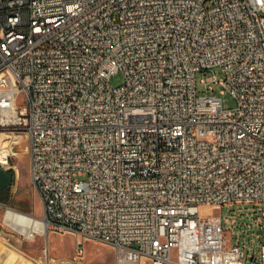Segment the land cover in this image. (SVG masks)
<instances>
[{
  "label": "built area",
  "instance_id": "obj_1",
  "mask_svg": "<svg viewBox=\"0 0 264 264\" xmlns=\"http://www.w3.org/2000/svg\"><path fill=\"white\" fill-rule=\"evenodd\" d=\"M206 72L234 108L197 96ZM22 140L41 219L114 264H246L201 208L264 204V0H0L12 178Z\"/></svg>",
  "mask_w": 264,
  "mask_h": 264
},
{
  "label": "rangeland",
  "instance_id": "obj_2",
  "mask_svg": "<svg viewBox=\"0 0 264 264\" xmlns=\"http://www.w3.org/2000/svg\"><path fill=\"white\" fill-rule=\"evenodd\" d=\"M214 72L216 79H220L222 75L219 69H214ZM209 75V72L205 75L197 73V96L211 95L221 100L224 109L234 108V99L227 92L221 93V86L200 81ZM121 83L120 73L110 77L112 86ZM209 86L212 90L207 89ZM18 100V105H25L20 97ZM26 146V140H22L18 145L16 177L12 178L6 190L0 192V264H55L53 260L57 261L56 264H62L61 260L73 261L75 264H111L113 252L102 242L83 239L50 225L45 233L26 238L3 222L7 209L32 217H42V204L30 180ZM201 213L208 217L220 216L227 241L238 244L244 251L246 264H257L250 261V256H257L264 245V204L235 202L223 206L202 207ZM77 242L83 246L81 262H76L73 257ZM102 261L105 262L100 263Z\"/></svg>",
  "mask_w": 264,
  "mask_h": 264
},
{
  "label": "bare ground",
  "instance_id": "obj_3",
  "mask_svg": "<svg viewBox=\"0 0 264 264\" xmlns=\"http://www.w3.org/2000/svg\"><path fill=\"white\" fill-rule=\"evenodd\" d=\"M5 213L3 222L26 238H32L35 234L46 232L48 225L41 218L32 217L12 209H7Z\"/></svg>",
  "mask_w": 264,
  "mask_h": 264
},
{
  "label": "water",
  "instance_id": "obj_4",
  "mask_svg": "<svg viewBox=\"0 0 264 264\" xmlns=\"http://www.w3.org/2000/svg\"><path fill=\"white\" fill-rule=\"evenodd\" d=\"M12 176L9 172L0 169V192L9 186Z\"/></svg>",
  "mask_w": 264,
  "mask_h": 264
},
{
  "label": "crops",
  "instance_id": "obj_5",
  "mask_svg": "<svg viewBox=\"0 0 264 264\" xmlns=\"http://www.w3.org/2000/svg\"><path fill=\"white\" fill-rule=\"evenodd\" d=\"M53 262L56 264V262L57 261H55V260H53ZM76 262H81V260H78V261H76ZM103 262H105V261H102V262H100V263H103ZM60 263H64V264H75V262H73V261H66V260H61V262ZM111 264H114V256H113V259H112V261L110 262ZM78 264H80V263H78ZM138 264H147L144 260H141V261H139L138 262Z\"/></svg>",
  "mask_w": 264,
  "mask_h": 264
},
{
  "label": "flooded vegetation",
  "instance_id": "obj_6",
  "mask_svg": "<svg viewBox=\"0 0 264 264\" xmlns=\"http://www.w3.org/2000/svg\"><path fill=\"white\" fill-rule=\"evenodd\" d=\"M9 185H10V184H9ZM8 187H9V186H8ZM8 187H7V188H8ZM7 188H5L4 190H6ZM4 190H3V191H4Z\"/></svg>",
  "mask_w": 264,
  "mask_h": 264
},
{
  "label": "trees",
  "instance_id": "obj_7",
  "mask_svg": "<svg viewBox=\"0 0 264 264\" xmlns=\"http://www.w3.org/2000/svg\"><path fill=\"white\" fill-rule=\"evenodd\" d=\"M11 176H13V173L11 172Z\"/></svg>",
  "mask_w": 264,
  "mask_h": 264
}]
</instances>
